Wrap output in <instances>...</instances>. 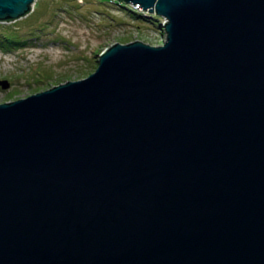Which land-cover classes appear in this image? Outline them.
Instances as JSON below:
<instances>
[{"label":"water","instance_id":"95a60500","mask_svg":"<svg viewBox=\"0 0 264 264\" xmlns=\"http://www.w3.org/2000/svg\"><path fill=\"white\" fill-rule=\"evenodd\" d=\"M124 1L162 43L0 102V264H264V0Z\"/></svg>","mask_w":264,"mask_h":264},{"label":"rangeland","instance_id":"374dc122","mask_svg":"<svg viewBox=\"0 0 264 264\" xmlns=\"http://www.w3.org/2000/svg\"><path fill=\"white\" fill-rule=\"evenodd\" d=\"M124 3L35 0L27 16L0 20V31L12 28L24 35L33 30L24 45L9 50L0 46V78L10 82L6 88L0 86V102L86 76L95 69L98 53L113 42L165 40L162 16L160 23L152 24Z\"/></svg>","mask_w":264,"mask_h":264},{"label":"trees","instance_id":"16d2710c","mask_svg":"<svg viewBox=\"0 0 264 264\" xmlns=\"http://www.w3.org/2000/svg\"><path fill=\"white\" fill-rule=\"evenodd\" d=\"M122 2L124 0H121ZM129 9L134 10V13L136 15H142L144 17V19H147L149 22H151L152 24H158L160 23V19L161 16L157 15V14H147L146 12H144L143 10L138 9L135 5H132L131 3H124ZM138 9L139 11L136 12L135 10ZM29 14V13H28ZM28 14H26L25 16H27ZM10 20V19H8ZM17 32L16 30L12 29V28H8L5 31H0V33L3 34V36H0V46L4 49V50H9L12 47H17V46H21L27 43V39H30L33 35V30L31 33L28 34H22V33H14ZM127 41V40H125ZM96 63H98V59L96 61ZM97 65V64H96Z\"/></svg>","mask_w":264,"mask_h":264},{"label":"built area","instance_id":"2783aa9c","mask_svg":"<svg viewBox=\"0 0 264 264\" xmlns=\"http://www.w3.org/2000/svg\"><path fill=\"white\" fill-rule=\"evenodd\" d=\"M136 5H137L138 7H140L138 3H137ZM164 21H165V18H164Z\"/></svg>","mask_w":264,"mask_h":264}]
</instances>
